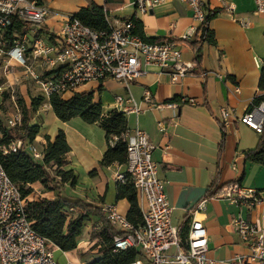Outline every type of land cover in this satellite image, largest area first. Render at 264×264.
<instances>
[{
	"label": "crops",
	"instance_id": "0c3cea01",
	"mask_svg": "<svg viewBox=\"0 0 264 264\" xmlns=\"http://www.w3.org/2000/svg\"><path fill=\"white\" fill-rule=\"evenodd\" d=\"M37 2L50 10L44 25L50 34L59 32L66 17L74 16L91 2L104 8L110 22L135 19L142 36L152 42H178L190 29L198 31L201 28L188 6L175 0H165L143 15L135 12L133 0ZM200 2L207 14L219 11L208 24L215 44H202L197 54L188 45L189 41L178 43L182 62L193 68L190 74L173 83L169 69L149 65L145 67L144 76L127 88L107 79L98 88L95 84H88L75 92L92 93L93 102H100L104 110L114 109L113 98L125 93H129L140 106L143 110L140 115L127 116L128 130L137 128L144 131L155 145L152 158L158 164V175L165 182V194L174 209L172 222L184 229L189 210L207 197L210 190L215 192L229 183L238 182L243 187L257 190L264 199V167L250 163L244 157L246 152L256 148L259 135L239 122L254 99L264 95V91L258 88L261 63L264 61V15L254 13L253 0ZM240 20H247L249 25L241 26ZM199 37L200 32L196 39ZM194 39L195 36L190 41ZM197 55L199 63L195 62ZM195 71L200 74H194ZM10 79L14 80L12 76ZM23 87L20 86L21 91ZM144 91L150 92L154 108L148 109L142 103ZM102 94L107 95L105 103H102ZM72 96H65L64 100ZM182 99H192L195 105L181 104L176 111L165 106L179 104ZM223 107L232 113L226 127L219 122V110ZM48 111L53 116L51 128L43 131L45 116L37 111V116L29 125H37L39 132L30 141L44 151L46 137L52 141L61 130L70 149L62 170L72 171L76 184H62L56 177L54 189L45 190L40 183L31 185V188L42 191L41 199L52 200L60 195L67 202H83L99 210L103 206L114 205L118 212L126 215L129 204L126 200H117L114 181L116 172L122 169L117 164L99 166L107 150L104 131L98 124H87L79 117L61 122L54 116L50 104L46 114ZM158 123L164 125L163 133L158 131ZM64 214L68 216L67 221H71L79 217L81 211L78 208L71 212L65 209ZM262 216L263 206L247 210L225 200L208 199L200 218L208 233L209 257L213 264H230L235 256L248 253L233 230L232 219L241 217L254 221ZM96 223H99L98 233L94 232ZM101 232L99 219L88 216L74 250L62 252L51 245L57 264H91L100 259Z\"/></svg>",
	"mask_w": 264,
	"mask_h": 264
},
{
	"label": "built area",
	"instance_id": "2783aa9c",
	"mask_svg": "<svg viewBox=\"0 0 264 264\" xmlns=\"http://www.w3.org/2000/svg\"><path fill=\"white\" fill-rule=\"evenodd\" d=\"M175 1L187 5L193 18L201 25L204 23L207 12L200 0ZM164 2L133 0V5L135 12L143 15ZM253 3L254 13L264 15V0H253ZM49 15V8L37 0H0V60L5 63L3 69L7 79L0 85V96L13 85L8 78L11 62L23 69L22 80L37 86L47 107L52 97L64 99L88 84L98 88L107 79L127 88L144 76L145 67L149 65L169 69L173 83L193 69L182 62L178 43L190 41L199 30L190 29L178 42H148L132 34L129 20L110 22L106 15L107 31L91 29L71 16L64 19L59 32L50 34L44 28ZM239 24L247 27L249 22L240 20ZM14 81L20 82L17 77ZM142 103L148 109L155 107L148 91L143 92ZM181 104L194 106L195 101L182 99L179 104L165 106L176 111ZM113 105L126 117L138 116L143 111L129 93L115 96ZM231 115L228 108H220V124L226 127ZM239 122L260 135L264 128V103L249 107ZM22 124L23 117L15 106L2 127L18 130L20 135L7 144L0 143V155L23 153L33 162L42 164L44 151L25 137ZM158 131H165L162 123H158ZM3 137L0 130V142ZM114 142L115 139L111 140L110 145ZM124 142L126 163L119 166L122 170L116 172L114 181L116 185H132L142 221L134 226L114 205L103 206L101 211L116 233L112 253L137 252L129 264H213L209 257L208 233L200 218L208 199L225 200L247 210L264 207V199L257 190L232 182L218 191L210 190L211 197L203 198L189 210L185 229L174 225V209L167 200L165 182L158 175V164L152 158L155 145L137 128L126 132ZM30 197L21 194L0 162V264H57L51 245L32 228L28 212V204L33 201ZM75 209L70 208L69 212ZM232 227L248 253L235 256L230 264H264V216L254 221L236 217L232 219Z\"/></svg>",
	"mask_w": 264,
	"mask_h": 264
},
{
	"label": "trees",
	"instance_id": "16d2710c",
	"mask_svg": "<svg viewBox=\"0 0 264 264\" xmlns=\"http://www.w3.org/2000/svg\"><path fill=\"white\" fill-rule=\"evenodd\" d=\"M218 13V10L208 12L204 23L199 29L201 32L200 37L196 39L197 32L195 39L188 42V45L195 53H199L204 43L215 44L214 34L208 29V24ZM105 16L106 11L104 8L98 7L91 2L87 7L81 8L73 17L91 29L107 31L108 25ZM129 21L132 23L133 35L152 42L142 36L140 25L135 19H129ZM199 60L200 57L197 55L195 62L199 63ZM194 74L199 75L200 73L195 71ZM258 88L260 91H264V61L261 63ZM101 89L102 87L99 90ZM260 103H264V95L257 96L251 106H257ZM38 104V101H32L34 109ZM50 106L54 116L61 122H67L72 118L79 117L87 124H98L104 131L107 150L99 162L100 167H109L113 164L121 166L126 163L124 135L128 131V125L125 114L118 112L116 109L104 110L100 102H93L92 93H77L67 100L52 97L50 98ZM0 130L4 133L1 144H7L9 141L18 138V130H6L1 123ZM21 131L25 137L33 139L38 134L39 128L37 125H29L24 120ZM113 139H115V142L111 146L110 141ZM69 151L65 135L60 130L52 141L46 137L42 164L33 162L23 153L0 155V162L9 179L19 187L21 194L27 197L33 192L31 185L40 183L44 188H48L49 184L53 183V179L46 170L48 168H55V176L59 178L60 183H69L71 186L76 184L73 172L62 170ZM244 157L246 161L264 167V128L259 135L256 148L246 152ZM93 174L91 173V175ZM211 196L212 193L209 192L207 197ZM116 198L118 201L126 200L129 204V210L126 214L127 220L134 226L141 224V212L132 185H117ZM70 208L80 209L81 214L74 220L67 221L64 210ZM28 212L33 230L45 238L50 245L55 246L62 252H70L76 248L77 238L81 235L84 222L88 216H95L102 225V232L99 235V252L102 257L91 264H129L136 258L137 252L134 250L112 253V240L116 233L106 221L101 210L88 206L83 202H67L59 195L52 200L44 198L30 202L28 204Z\"/></svg>",
	"mask_w": 264,
	"mask_h": 264
},
{
	"label": "rangeland",
	"instance_id": "374dc122",
	"mask_svg": "<svg viewBox=\"0 0 264 264\" xmlns=\"http://www.w3.org/2000/svg\"><path fill=\"white\" fill-rule=\"evenodd\" d=\"M5 66V63L2 62V60H0V85L6 82V75L4 72L3 67ZM22 68H20L19 66L15 65L13 62H11L9 64L8 67V74L10 76H12V78H16L17 76H21L20 73L22 72ZM9 76V81L11 83H13L12 87L5 90L2 95L0 96V123L1 125L4 127V123L7 121L8 117L15 111V106L16 108L19 110V112L21 113L22 117H23V121H27V123H33L32 118L37 116V111L40 112V114H42V116L44 117V123L45 126L43 125V131L47 130L49 128H51V121H52V114L50 111L47 112V101H45L42 97H40V93L37 90V86L31 82V81H25L22 80V78L18 77V81H14L12 79H10ZM23 85L24 89L21 91L20 90V86ZM107 94H109V92L107 91ZM100 95V93L98 94ZM107 95L106 94H102L101 95V100L102 103H105V99H106ZM12 98L14 99V103L12 102ZM38 101L39 104L38 106L34 109L32 106V101ZM15 105V106H14ZM36 122H38V120H36ZM18 135H20L17 132ZM49 169V168H48ZM49 173H50V177L53 179V183L49 184L48 188H44L42 186L43 189L45 190H50V188H53V185L55 183V181H57L56 176H55V169H49ZM32 193L31 195H33L29 198L30 200L33 201H38L41 198H43L42 195V191L41 190H35L32 189ZM67 216V215H66ZM68 217V216H67ZM99 227V223H96L94 228L96 229L94 232L98 233ZM97 231V232H96Z\"/></svg>",
	"mask_w": 264,
	"mask_h": 264
}]
</instances>
